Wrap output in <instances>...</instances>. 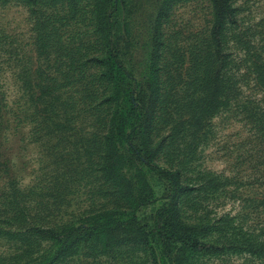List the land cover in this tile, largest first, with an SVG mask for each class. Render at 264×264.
Segmentation results:
<instances>
[{
  "label": "rangeland",
  "instance_id": "1",
  "mask_svg": "<svg viewBox=\"0 0 264 264\" xmlns=\"http://www.w3.org/2000/svg\"><path fill=\"white\" fill-rule=\"evenodd\" d=\"M0 264H264V0H0Z\"/></svg>",
  "mask_w": 264,
  "mask_h": 264
},
{
  "label": "trees",
  "instance_id": "2",
  "mask_svg": "<svg viewBox=\"0 0 264 264\" xmlns=\"http://www.w3.org/2000/svg\"><path fill=\"white\" fill-rule=\"evenodd\" d=\"M216 9V8H215ZM224 17V12L218 7L216 12L214 13V22H213V27L211 30V34L215 35V30H217L220 25L222 26V20ZM222 23V24H221ZM218 25V26H217ZM113 64V63H112ZM112 64H110L109 68H111V71H114L112 69ZM120 73H122L121 76H115L118 80H123V73L124 71H119ZM139 148H133L134 154L136 156H139L142 153V149L140 148V146H138ZM112 154H117V153H112ZM114 159V156L110 157L109 160L112 162ZM145 165H147V167L154 172L155 174H157L159 177L165 179L168 183H170L171 186H173L174 183V178L175 176H170L171 173L170 172H164L160 167H157L151 163H146ZM73 231V230H70ZM181 243L184 247H186L187 249L191 250V251H205V250H209L212 248V246L210 244H206V243H202L199 242L197 240L194 239H189V238H183L181 240Z\"/></svg>",
  "mask_w": 264,
  "mask_h": 264
}]
</instances>
